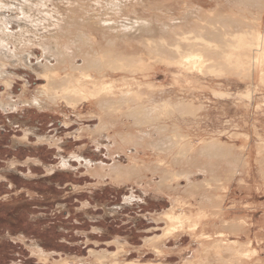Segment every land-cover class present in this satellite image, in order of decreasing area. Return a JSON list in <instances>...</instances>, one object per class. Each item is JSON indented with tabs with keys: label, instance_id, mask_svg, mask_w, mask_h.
<instances>
[{
	"label": "bare ground",
	"instance_id": "obj_1",
	"mask_svg": "<svg viewBox=\"0 0 264 264\" xmlns=\"http://www.w3.org/2000/svg\"><path fill=\"white\" fill-rule=\"evenodd\" d=\"M36 1L25 0L18 7L10 0H0V61L15 57L44 74L48 82L32 100L28 99L31 104L41 108L53 101L66 102L75 111L88 108L86 114L99 119L96 128L88 129L92 138L98 145L106 142L112 156L123 153L130 160L125 167H134V160L146 153L148 161H142V169L152 170L149 172L160 179L154 182L147 178V172L140 178L143 182L136 184L144 191L154 190L156 196L169 194L174 202L172 210L163 215L167 220L164 235L146 245L157 252V261L126 259L127 243L118 240L117 251L94 253L92 262L171 264L166 238L187 231L199 246L189 244L187 249L192 253L181 264H264V257L259 256L264 249V226L250 233L262 217H254L255 204L249 198L241 207L231 200L238 188L253 194L255 184L257 191H264V182L254 173L258 163L264 168V137L258 142L262 145L256 156L247 132L240 137L235 131L220 128L208 135L212 134L211 140L202 138L196 143L189 130L192 126L187 128L188 117L196 113L193 87L197 83L214 104H227L230 99L245 115L264 108V95L259 96L262 87L246 82L255 77L264 82V28H253L249 12L254 5L264 6V0H67L64 8L53 3L54 8L34 18L29 6ZM48 1L58 0H39L34 5L40 11ZM235 1L247 11L236 18L230 9ZM142 9L145 15H140ZM17 10L22 17L16 15ZM225 14L230 22H223ZM33 22L36 27L42 25L44 32H35ZM13 23L19 30H11ZM142 35L145 39L140 42ZM37 46L44 57L32 63ZM4 65L0 74L5 73ZM159 69L165 71L164 81L154 79ZM231 79H241L246 85L235 86L228 82ZM141 116L148 122L154 119V123L144 125ZM170 118L174 121L169 122ZM234 128L238 131V126ZM225 131L231 133L227 141L233 145L222 143ZM29 134L25 130L23 139ZM239 139L243 141L240 146ZM139 142L142 146L136 145ZM130 147L135 152H129ZM242 160L246 176L242 175ZM177 162L179 171H175ZM119 163V159L114 160V165ZM99 164L87 161L95 173ZM196 168L204 171L202 180H192ZM237 209L240 213L231 215Z\"/></svg>",
	"mask_w": 264,
	"mask_h": 264
},
{
	"label": "rangeland",
	"instance_id": "obj_2",
	"mask_svg": "<svg viewBox=\"0 0 264 264\" xmlns=\"http://www.w3.org/2000/svg\"><path fill=\"white\" fill-rule=\"evenodd\" d=\"M10 1L17 3L19 7L25 0ZM36 2L29 6L34 18L41 17L45 11L54 8L53 3H57L61 8L68 4L67 0L48 1L47 6L41 7L40 12V7L34 5ZM81 4L83 5V2ZM230 9L235 18L239 13H247L245 7L237 1L232 3ZM17 12L16 15L22 17L21 11ZM249 12L252 15L253 28H264L262 17L264 6L254 5ZM7 14L11 15L12 12L9 11ZM145 14L142 9L140 15ZM228 21L230 22V19L225 14L223 22ZM34 24L32 27L36 28L35 32H44L42 25L36 27ZM16 25L11 24V30H19V26ZM157 37L159 36H154ZM144 39L145 35H142L139 41L142 42ZM43 57L44 52L40 46L35 47L32 63L39 62ZM4 62L6 75L0 74V264H98L92 262V254L117 251L118 240L120 243H127L124 256L126 259L137 258L145 263L157 261V252L146 245L155 237L164 235L167 220L163 215L172 210L174 202L169 194L156 196L152 189L145 191L140 189L139 186L143 182L140 178L152 171L142 169V161H148L146 153L134 160V167H125L130 160L123 153L120 156L118 154L112 156L107 150L106 142L98 145L92 138L88 129L96 128L98 125L99 119L95 114L87 115L86 111L89 109L86 107L82 112L75 111L66 102L62 105L50 101L41 108L31 104L29 100L47 84L46 77L29 64L16 61L15 57H3L0 69L5 66ZM165 77V71L159 69L154 79L164 81ZM228 82H233L235 86L246 85L241 83V79L240 81L231 79ZM246 82L251 86L255 84L262 87L259 89L261 91L259 96L264 95V82L259 78L248 79ZM200 87L199 83L193 87L194 98L197 101L196 113L187 119L189 125L187 128L192 126L189 130L195 142L198 143L202 138L211 140L212 134L208 135L220 128L235 131L240 137L247 132L252 137L249 139V145L255 149V155H259L257 151L262 144L258 142L263 141L264 137V108L252 109L253 111L245 115L232 105L230 99H226L227 104H214L213 100H209L210 95ZM13 102L16 104L11 107L10 104ZM199 106H203V109ZM140 118L144 125L154 123V119L148 122L145 117ZM174 119L176 122L179 120L178 117ZM172 121L174 120L170 118L169 122ZM234 125L238 126V131ZM27 129L30 134L24 140V131ZM124 129L127 130V127ZM227 131L222 134V143L233 145V142L227 141L231 136ZM255 132L259 135L257 136ZM242 139L238 140V146L243 143ZM136 145L142 146L140 142ZM128 151L135 152V148L130 147ZM89 159L100 163L97 173L87 165ZM118 159L120 163L114 165V160ZM101 164L104 167L102 169ZM179 164L180 162H177L178 167L175 171L180 170ZM241 164L242 175L246 176L247 170L244 169L243 160ZM222 169L223 173L226 172L225 168ZM194 170L192 180H202L204 171L199 168ZM254 173L257 179L264 182V168L259 163ZM147 178L157 182L160 176L149 172ZM136 181L140 184L137 185ZM181 183L186 184L184 180ZM239 187L242 188L240 185ZM257 189L258 186L254 184L253 190L256 193L247 194L238 188L237 192L231 195V200L236 201L240 207L241 203L248 201L249 198L255 204L254 217L256 219L262 217V221L255 223L250 229L251 234L264 226V191ZM238 209L234 214H227L236 216L240 213ZM176 237L170 235L168 239L166 238L171 250L167 260L171 264H181L184 257L191 255V250L187 248L192 242L195 248L198 249L199 246L187 231ZM241 239L245 241L246 237L243 236ZM259 256L264 257V249H260Z\"/></svg>",
	"mask_w": 264,
	"mask_h": 264
}]
</instances>
